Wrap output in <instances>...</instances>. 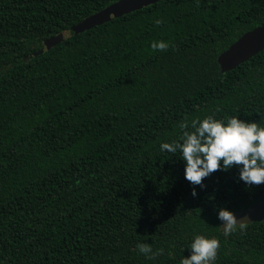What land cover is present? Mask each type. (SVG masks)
<instances>
[{
  "label": "trees",
  "instance_id": "16d2710c",
  "mask_svg": "<svg viewBox=\"0 0 264 264\" xmlns=\"http://www.w3.org/2000/svg\"><path fill=\"white\" fill-rule=\"evenodd\" d=\"M116 1L0 0V264H180L194 234L220 240L215 264H264V218L230 237L217 219L264 184L233 166L194 186L159 148L208 115L264 126V49L217 63L264 0H160L44 48Z\"/></svg>",
  "mask_w": 264,
  "mask_h": 264
},
{
  "label": "clouds",
  "instance_id": "9594fccd",
  "mask_svg": "<svg viewBox=\"0 0 264 264\" xmlns=\"http://www.w3.org/2000/svg\"><path fill=\"white\" fill-rule=\"evenodd\" d=\"M155 23L159 25L160 20ZM154 51H164L170 47L163 40L151 45ZM178 139L162 142L161 152L180 153L184 163V178L192 185L203 186V180L215 171H227L235 166L239 171V180L246 186L264 184V126L258 122H246L232 116L216 119L208 115L203 119L194 118L179 124ZM192 195L196 196L193 189ZM217 219L221 221L222 235L230 237L233 233L244 232L247 220H237L234 212L219 208ZM138 254L146 259H154L158 252H153L150 245L137 244ZM220 240L194 234L187 249L188 257H183L180 264H215Z\"/></svg>",
  "mask_w": 264,
  "mask_h": 264
},
{
  "label": "water",
  "instance_id": "95a60500",
  "mask_svg": "<svg viewBox=\"0 0 264 264\" xmlns=\"http://www.w3.org/2000/svg\"><path fill=\"white\" fill-rule=\"evenodd\" d=\"M160 0H118L89 18L88 23L72 26L60 34L57 42L64 40L74 34L80 33L93 26L102 24L117 17H121L142 7L156 3ZM56 42V43H57ZM55 43V44H56ZM54 45V44H53ZM264 49V20L252 30L243 33L234 43L221 52L217 57V63L221 72L235 69L241 63ZM237 220L246 219L248 223L264 218V199L247 208L241 213H235Z\"/></svg>",
  "mask_w": 264,
  "mask_h": 264
},
{
  "label": "rangeland",
  "instance_id": "374dc122",
  "mask_svg": "<svg viewBox=\"0 0 264 264\" xmlns=\"http://www.w3.org/2000/svg\"><path fill=\"white\" fill-rule=\"evenodd\" d=\"M99 11L95 12V13H92L90 15H88L87 17H85L84 19H82L81 21L77 22L76 24L72 25V26H77V25H82V24H86L88 23L89 21H92V20H89V18L93 15H95L96 13H98ZM71 26V27H72ZM71 27L69 28H66V29H63L61 31H59L56 35H54L53 37H51L50 39L44 41V48L48 47V46H51L53 44H55L58 40V38H60V34L66 30H69Z\"/></svg>",
  "mask_w": 264,
  "mask_h": 264
}]
</instances>
